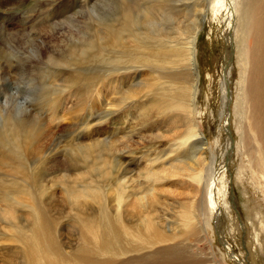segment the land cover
Returning <instances> with one entry per match:
<instances>
[{"label":"rangeland","instance_id":"374dc122","mask_svg":"<svg viewBox=\"0 0 264 264\" xmlns=\"http://www.w3.org/2000/svg\"><path fill=\"white\" fill-rule=\"evenodd\" d=\"M112 1L0 0V133L5 137H0V264H37L29 260L35 248L31 246L34 208H39L48 225L45 238L51 254L44 258L45 264H80L79 260L88 264H264V257L252 260L248 248L253 243L258 246L253 237L258 230L257 216L264 220V180L259 169L263 167L257 162L252 166L256 174L252 176L247 170L244 180L238 177L241 163L246 164L241 155L246 142L236 128L239 68L235 60L239 42L234 18L226 24L228 36L210 14L201 23L195 69L196 125L203 145L199 149L190 146L193 151L189 148L191 151L184 152L189 145H179L185 132L184 118L177 117L176 121L177 115L166 111L167 117L162 111L165 117L157 120L161 112L155 105L160 113H150L155 111L150 98L158 99L157 89H147L151 78L147 61L144 64L136 59L139 51L132 38L140 40L139 34L147 40V18L142 15L147 11V0ZM125 11L130 25L117 43L114 35L125 24ZM111 31L115 33L113 39ZM128 34L133 37H126ZM228 41L233 46L231 51ZM228 66L231 102L228 122L223 126L220 84ZM22 119L27 128L22 126ZM19 124L22 135L15 139ZM171 127L177 128L175 135L174 130L164 131ZM25 133L32 136L31 145ZM161 139H165L164 145ZM171 142L180 150L174 152L178 147L171 145L173 150ZM168 149L169 153L173 150L170 154L174 158L167 156ZM201 156L206 157L204 165L195 162ZM171 160L175 161L169 165ZM198 169L202 173L199 184L191 180ZM157 171L162 172L163 181L156 177ZM208 184L216 194L217 212L211 216L205 192ZM190 207L197 219L192 230L185 231L179 213ZM147 221L159 237L167 239L152 252L169 246V254L147 257Z\"/></svg>","mask_w":264,"mask_h":264},{"label":"bare ground","instance_id":"6f19581e","mask_svg":"<svg viewBox=\"0 0 264 264\" xmlns=\"http://www.w3.org/2000/svg\"><path fill=\"white\" fill-rule=\"evenodd\" d=\"M113 1H115V0H113ZM125 2H127V1H125ZM198 2H199V0H147V11L142 12L143 17L145 15V17L147 18V40L145 38H143L142 35H139V34H138V36H139L140 40L132 38L133 36H131L129 34L126 36L128 38L129 37L132 38V42H133V45H134L135 49L137 51H139V54L137 55L136 59H138L140 61H144V62L147 61V68L149 70V74L151 75V78H150V80L147 83V89L153 88V91L151 89V92H154L155 89H157L156 91H157V95L159 97L157 96L156 98H158V99L155 100V97H153L151 95V98H150L151 101L150 100L149 101L151 102V105L153 104V106L155 105L158 108V111L160 110V112H161L160 115H162V116H160L158 114L160 112L156 111L157 108L155 106H154L155 107L154 109L152 108L153 111L156 109L154 111L155 113L154 112H150L151 110H149L148 112H150L151 114H156V112H157V114L159 115V116L156 115L157 116V120L159 119L158 117H163L164 116L162 114V111H163L164 114H165L166 111H168V112L171 111L173 114L177 115V116L174 115L176 117V119H175L176 121H177L178 118L179 119L182 118V120L184 118V121H185L184 122V124H185V132H184L183 136L180 139L179 145L181 147L182 146L184 147L185 145L189 144L188 145L189 147L187 146V150L186 151L183 150L184 152L189 151L191 149L190 146H194V147H196V149L202 148L201 146L203 145V138L201 136V133L197 129V125H196V123H197V121H196V97H197V93H198V90H197V75H196V69H195L196 68V59H195L196 38H197L198 32L200 30L201 23H202V21H206L207 20L206 16L208 14H210V16H211V17H209L210 19H212V17H214V19L217 21L219 26L222 29H224L225 35H227V36H228V34L226 33L227 31L225 29L226 24L229 22L228 20L234 18L233 26L236 29V32L238 34V42H239L238 46H237V54H236V60H235L236 61V65L239 68V74H238V78L236 80V85L238 87V94H237L236 99H235L238 102V105H236L237 107L235 106V109L238 108V111L235 113V116L237 117V126H236V128H237V130L240 131L241 136H245L244 140L246 142V145H245L243 143L244 141L242 140L243 141L242 143L244 144V149H243V152L241 153V155H242V157L244 159V162H246V164H242L241 163V166H240V169H239V172H238V177L241 176L242 179L244 180L243 173L246 172L247 170H250L252 176H253V174H256L257 170L254 169V168L256 167L255 163L258 162L259 165H257V166L260 167V164H261L262 167H263L262 170H261V168H259V169L261 171V176H262V178L264 180V0H205V3H203L202 0H201L199 2V4H198ZM117 5L120 6L119 4H117ZM117 5H115V6H117ZM115 13L117 14V12H115ZM124 14H125L124 17H125L126 21H125V24L120 26L119 33L115 34L112 31L109 33V35H110V37L112 39H113V36H111V35L115 34L114 38H115L116 42L121 39L122 34L127 32L126 30H124V28L130 25V20L128 18V11H125ZM85 15L86 14H84V16ZM119 15L120 14H118V16ZM101 16L98 17V18L101 19ZM231 16H232V18H231ZM82 18H83V15H82ZM91 19L93 20V18H91ZM89 22H92V21L89 19ZM84 24H85V22H84ZM86 25L87 24H85V26ZM230 30H231V28H230ZM86 31H87V29H86ZM91 31H92V29H91ZM224 32H222V33H224ZM37 43H38V41H37ZM226 43H227V47H228L227 49L230 48V51H231L233 46L231 45L230 41H228ZM228 43H229V45H228ZM89 44L90 43H88V45ZM106 51L107 50H105V52ZM51 58H52V56H51ZM127 60H128V57H127ZM62 61H66V60H62ZM72 61H73V59H72ZM75 61L77 62V60H75ZM66 62H64V63H66ZM64 63H62V64H64ZM113 63L115 64V62H113ZM134 63H135V60H134ZM59 64H61V63L59 62ZM74 64H76V63H74ZM126 64H127V62H126ZM144 64H146V62ZM127 66H128V64H127ZM229 68H230V66L224 68L225 73L223 75V81L220 84L221 95H222L221 96L222 97V101H221V107H220L221 112L220 113H221V116H225L224 122H223V126L227 125L226 121L228 122L229 104L231 102V89H230V82H231L230 72H231V69H229ZM57 72H59V70H57ZM226 88H227V93L225 92ZM150 94H153V93H150ZM226 94L228 95V98H226ZM152 97L154 98V100H153ZM148 99H149V96L147 97V100ZM149 101H148V104H149ZM147 106H149V105H147ZM150 107H152V106H150ZM149 109H151V108H149ZM168 112H166L167 114L165 116H167L169 114ZM150 113H148V114H150ZM173 114H170V116H172ZM156 116L154 115L155 118H156ZM167 117H169V115ZM147 118H149V117L147 116ZM7 120H8V118H7ZM7 120H5V121H7ZM169 120H171V118ZM22 121H23L22 122V126H23V124H25V122H24L23 119H22ZM176 121H174V122H176ZM147 122H149V120ZM169 122L171 123V121H169ZM172 123H173V121H172ZM180 123H181V120H180ZM160 125H161V123H160ZM176 125H177V122H176ZM163 126H165V125H162V127ZM25 127H26V124H25ZM27 127H28V125H27ZM148 127L149 126L147 125V128ZM17 128H18V130L14 131L15 132V137H16L15 139H18L22 135L21 125L20 124L17 125ZM152 128H154V127H152ZM156 128H158V127H156ZM12 129L14 130V128H12ZM159 130L160 129H158V131ZM173 130H174V134L173 135H175L176 134L175 131L177 130V128L175 130V129H173L171 127L170 130H168V131L164 130V131L165 132H172ZM30 131H31V129H30ZM158 131L156 130V132H158ZM27 133H29V132H27ZM246 133H248L250 135V137H247L245 135ZM1 134L2 133H0V135ZM25 135H26V133H25ZM28 135H26V137ZM2 136L3 135H1L0 137H2ZM166 136L165 137L162 136V137L167 139ZM26 137H25L26 140L24 139L25 142L28 140ZM28 137L31 138V139H29L27 141V144L29 142L30 143L29 145H31V142L33 141V138H32V136H28ZM156 137H158V136H156ZM197 137H200V140H202V142L200 140H198ZM230 137H231V135H230ZM37 138H38V136H37ZM152 138H150V139H152ZM159 138L160 137H158V140H159ZM170 138H172L174 140V137H170ZM162 139H161V141H162ZM175 139H177V138H175ZM192 139H193V142L190 143V141ZM12 140H13V137H12ZM156 141H155V143H157ZM163 141H165V139ZM3 142L5 143L4 140H3ZM17 143H19V142H17ZM172 143L173 142H171V144L169 146H171V145L174 146L175 145V144L173 145ZM176 143H178L177 140H176ZM0 144H1V142H0ZM2 145H4V144H2ZM19 145L20 144H18V147H19ZM159 145H161V144H159ZM163 145H164V142H163ZM179 145H175V147H178ZM169 146H168V148H169ZM155 147H157V146H155ZM174 148L172 147L173 150H174ZM204 148H206L205 145H204ZM192 149H193V147H192ZM16 150H18V149H16ZM29 150H31V149L29 148ZM173 150H170V151H172V153L170 152L171 154H173ZM178 150H180L179 147L176 148V150L174 152H177ZM18 151H20V150H18ZM167 151H168V155L167 156H169V154H170L169 153V149ZM226 151H227V149H226ZM184 152H183V154H185ZM201 152L203 154V151H201ZM178 153L175 154L176 157H177ZM164 154H165V151H164ZM200 155L198 154V156H200ZM253 155L256 157L255 161H252L253 158H254ZM152 156H154V155H152ZM155 156H157V155H155ZM171 157H172V155H171ZM153 158H149V159L155 160V157H153ZM172 158H174V157H172ZM157 159H160V158H157ZM205 160H206V157L201 156V157L195 159V162H197L199 164L200 163L203 164L205 162ZM101 161H102V159H101ZM173 161H175V160H171L169 162V165H170L171 162L173 164L174 163ZM13 162H16V161L13 160ZM151 162H152V160H151ZM160 162H162L161 159H160ZM165 162L167 163L166 159H165ZM165 162H164V164H166ZM185 162H186V160H185ZM195 162L193 160V164L196 165L197 163H195ZM17 163L19 164V162H16V164ZM210 163H212V162H210ZM210 163H209V165H210ZM110 164H111V167H112V165H114V163H112V162ZM149 164H150V162H149ZM149 164H147V165H149ZM205 164H206V162H205ZM158 165H159V163H158ZM160 165H161V163H160ZM179 165L181 166V164H179ZM253 165L255 166L254 168H252ZM4 166H5V164H4ZM165 167H163L164 168L163 170H165ZM158 168H160V167H158ZM173 169H175V168H173ZM173 169H172V171L174 173ZM182 169H181V171H182ZM189 169H194V167L189 168ZM196 169H197V167H196ZM160 170L162 171V169H160ZM198 170H199L198 172H196V171L193 172L194 174L192 173L193 175L191 176V180L193 182L197 183V184L202 183L201 182L202 181L201 180V178H202L201 174L202 173H201L200 169H198ZM210 170H211V172L214 171L213 168H211V165L209 166V173H211ZM22 171L25 172L24 170H22ZM148 171H149V169H148ZM177 171H179V169H177ZM182 172L179 173V174H181V177L184 175V174L182 175ZM160 173L162 174V172H158L159 176H156V177H158V178L160 177L161 178L162 176H160ZM167 173H168V171H167ZM150 174H149V176H150ZM179 174H177V175H179ZM189 175H191V174H189ZM258 175H256V176H258ZM208 176H210V174ZM24 177H22V178H24ZM178 177L180 178V176H178ZM30 178H31V176H30ZM153 178H154V180L158 179V178H155V176ZM165 178H166V176H165ZM34 179H36V178H34ZM176 179L178 180L177 177H176ZM161 180H162V178H161ZM164 180H166V179H164ZM24 181H26V180H23V182ZM150 181H149V183H150ZM207 181H210V180L208 179ZM152 182H155V181H152ZM149 183H147V186H151V185L155 184V183H153V184L150 183L151 184L150 185ZM158 183L159 182L157 181V185H158ZM262 184L264 185V182ZM182 186H185L184 183H183ZM21 187H24V186L22 185ZM156 187H159V186H156ZM156 187H153V188H156ZM151 188L152 187H150L149 189H151ZM153 188H152V190H153ZM160 188H162V185L160 186ZM26 189L28 190L29 188H26ZM22 190H23V188H22ZM262 190L264 192V187H263ZM18 191H17V193H18ZM21 192L22 191H20V193ZM154 192H155V190H154ZM157 192H158V189H157ZM205 192H206V196L208 197L207 201L209 202V208H210L209 213H210V216H211L213 211L217 212V210L215 208L216 207L215 206L216 205V199H215L216 198V194H215V190H213V188L211 187V184L207 185V189H206ZM205 192H203V193H205ZM30 193H32V191ZM159 193H161V192H159ZM28 195H26V196H28ZM159 195H161V194H159ZM156 199H160V198H156ZM34 200L36 201V199H33V201ZM158 201H160V200H158ZM156 203H158V202H156ZM21 206H23V205L21 204ZM177 208H179V205H178ZM154 209H156V208H154ZM34 210H35L34 212L36 213V217L34 216L36 223H35V226L33 227L32 231H31V241H32L31 242V246L33 244L34 245L33 247H35V248L30 251L31 257L29 258V260L33 261V262H37V264L38 263L45 264L44 263V258L48 257V255L51 254V251H50V248H49V243L47 242V240L45 238L48 225H47V223L45 221V217H44L43 213L39 210V208L38 209L34 208ZM152 210H153V207H152ZM203 211H202V213H203ZM172 212H173V210H172ZM151 213L153 214L155 212H151ZM206 213L207 212H205V214ZM203 215H204V213H203ZM166 216H168V215L166 214ZM195 219H197V216H196L195 212L191 209V207L188 208V209H184V210H182L179 213V222H180L181 226L183 227V229L185 231H188L190 229L192 230L193 221H195ZM204 219H205V217H204ZM209 219H210V217H209ZM257 219H258L257 220L258 222L255 221V223L257 222L256 225L258 226V230L256 229L257 230L256 236H253V237H255V239L257 241L256 243L258 244V246H255L254 243L252 244L253 246L251 244H249V246H248L249 251H250L249 252L250 253V257H251L252 260H254L255 258L259 260L261 257H264V223H263L264 220L262 221L263 216H259L258 215ZM166 220H168V218ZM175 220L176 219H174V221ZM174 221H172L173 224H174ZM207 225L208 224L205 223L206 227H208ZM174 227H176V226H174ZM208 228H210V225H209ZM90 233L93 234V235H96L92 231H90ZM147 234H148V237H147V251H149L147 253V257L155 258L157 255H160V254H163V253H168L169 254L170 250L172 249L169 246L165 247V248L156 249V250H154L152 252V249H153L154 246H156V245H158L160 243L167 242V239L159 237L158 233L155 232V229L153 228L152 225H150V223L148 221H147ZM93 237H95V236H93ZM106 251H110V249L106 250ZM255 254H257V255H255ZM54 257H56V256H54ZM79 262H80V264L81 263L82 264H88V263L83 262L81 260H79ZM252 264H256V263H254V261H253Z\"/></svg>","mask_w":264,"mask_h":264},{"label":"water","instance_id":"95a60500","mask_svg":"<svg viewBox=\"0 0 264 264\" xmlns=\"http://www.w3.org/2000/svg\"><path fill=\"white\" fill-rule=\"evenodd\" d=\"M225 92L227 93V88L225 89ZM226 98H228V95H227V94H226ZM224 132H225V134H226L228 140L231 141L230 133H229V130H228L227 127H226V128L224 127ZM231 200H232V199H231Z\"/></svg>","mask_w":264,"mask_h":264}]
</instances>
